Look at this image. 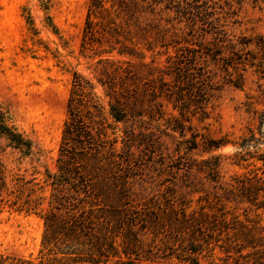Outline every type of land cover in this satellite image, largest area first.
Segmentation results:
<instances>
[{"label": "rangeland", "instance_id": "374dc122", "mask_svg": "<svg viewBox=\"0 0 264 264\" xmlns=\"http://www.w3.org/2000/svg\"><path fill=\"white\" fill-rule=\"evenodd\" d=\"M89 3L0 0V111L32 145L31 154L22 156L0 139V164L8 179L19 175L42 185L45 171H56L74 73L92 82L106 104L105 90L121 99L128 66L137 75V110L142 116L134 123L112 125L107 133L109 140L116 138L117 152L125 142L134 144L147 191L172 187L178 197L190 201L189 209L200 204V194L191 190L213 192L206 180L194 188L174 185L168 168L155 167L179 155L214 167L218 184L264 170V162L257 160L264 154V3L161 0L131 9L122 34L108 32L112 25L104 15L92 16L97 32L86 36ZM111 3L106 1L104 7L109 9ZM106 58L114 65L96 72L102 69L97 62ZM177 76L188 77L182 85L183 103L163 96L149 102L154 87L162 81L173 86ZM155 102L162 106L155 107ZM243 139L250 142L240 147ZM193 141L195 148L187 149ZM245 206L228 203L226 210L241 220L244 214L250 219L259 214L264 226V213H245ZM43 232V220L36 213L0 207V255L60 264L58 259L66 256L43 247ZM161 264L187 263L173 259Z\"/></svg>", "mask_w": 264, "mask_h": 264}, {"label": "trees", "instance_id": "16d2710c", "mask_svg": "<svg viewBox=\"0 0 264 264\" xmlns=\"http://www.w3.org/2000/svg\"><path fill=\"white\" fill-rule=\"evenodd\" d=\"M106 1L90 0L86 36L97 32L92 16L104 15L112 25L108 32L122 34L124 19L131 9L151 7L161 0H111L109 9L104 7ZM97 64L102 69L96 72L103 73L114 62L106 58ZM124 72L127 85L121 99L105 90L106 104L97 96L92 82L74 73L56 171L46 170L41 185L35 178L26 180L19 175L8 179L0 164V207L36 213L44 224L43 247L66 256L58 259L60 264H161L173 259L187 264H264V226H260L259 214L256 219L244 214L241 220L226 210L228 203H235L246 205L245 213H264V170L218 184L215 168L205 165V161L179 155L166 164L163 157L164 163L155 167L160 171L168 168L174 185L194 188L206 180L213 184V192L191 190L190 194H200V204L189 209L190 201L178 197L172 187L158 193L147 191L142 185L139 155L136 157L132 151L134 144L125 142L117 152L116 138L109 140L107 133L112 125L134 123L142 116L137 110V75L129 66ZM187 78L177 76L173 86L162 81L158 88L154 87L149 102L163 96L169 102L183 103L182 85ZM98 83L106 86L101 79ZM154 106L162 105L155 102ZM173 108L179 107L173 104ZM1 138L22 156L31 154V142L7 123L2 111ZM248 142L243 139L239 146ZM192 144L187 149L195 148L196 143ZM257 160L264 162V154ZM44 203L46 207L41 208ZM0 264L36 263L0 255Z\"/></svg>", "mask_w": 264, "mask_h": 264}]
</instances>
